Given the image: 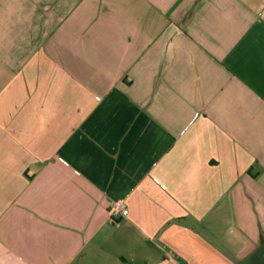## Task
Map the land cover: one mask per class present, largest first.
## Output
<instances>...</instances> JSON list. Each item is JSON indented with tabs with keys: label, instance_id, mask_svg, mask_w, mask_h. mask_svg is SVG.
Here are the masks:
<instances>
[{
	"label": "crops",
	"instance_id": "obj_1",
	"mask_svg": "<svg viewBox=\"0 0 264 264\" xmlns=\"http://www.w3.org/2000/svg\"><path fill=\"white\" fill-rule=\"evenodd\" d=\"M0 264H264V0H0Z\"/></svg>",
	"mask_w": 264,
	"mask_h": 264
},
{
	"label": "built area",
	"instance_id": "obj_2",
	"mask_svg": "<svg viewBox=\"0 0 264 264\" xmlns=\"http://www.w3.org/2000/svg\"><path fill=\"white\" fill-rule=\"evenodd\" d=\"M109 213L115 219H122L128 215V207L123 201L112 202L109 205Z\"/></svg>",
	"mask_w": 264,
	"mask_h": 264
}]
</instances>
